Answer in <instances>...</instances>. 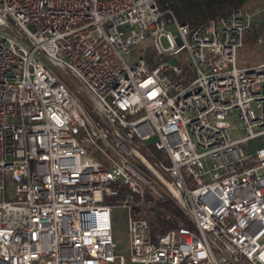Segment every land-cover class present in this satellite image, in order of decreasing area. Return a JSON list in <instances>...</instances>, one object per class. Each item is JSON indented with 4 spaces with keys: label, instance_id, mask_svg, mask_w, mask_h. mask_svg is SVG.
I'll use <instances>...</instances> for the list:
<instances>
[{
    "label": "built area",
    "instance_id": "1",
    "mask_svg": "<svg viewBox=\"0 0 264 264\" xmlns=\"http://www.w3.org/2000/svg\"><path fill=\"white\" fill-rule=\"evenodd\" d=\"M251 27L244 8L191 29L160 0H0V264H264Z\"/></svg>",
    "mask_w": 264,
    "mask_h": 264
},
{
    "label": "rangeland",
    "instance_id": "2",
    "mask_svg": "<svg viewBox=\"0 0 264 264\" xmlns=\"http://www.w3.org/2000/svg\"><path fill=\"white\" fill-rule=\"evenodd\" d=\"M241 8L248 10L252 15L251 30L237 54V59L240 63L239 66L243 67L264 61V2L262 0H249ZM251 38L254 39L253 43H251ZM162 43L164 46L166 45L164 40ZM148 54H151V52L149 51ZM251 152H253V149ZM165 206H169L175 210L177 208L176 204L172 202L165 203ZM126 223L125 213L122 210H114L113 234L116 245L120 251H124L127 246L128 237Z\"/></svg>",
    "mask_w": 264,
    "mask_h": 264
},
{
    "label": "trees",
    "instance_id": "3",
    "mask_svg": "<svg viewBox=\"0 0 264 264\" xmlns=\"http://www.w3.org/2000/svg\"><path fill=\"white\" fill-rule=\"evenodd\" d=\"M247 1L249 0H160V7L171 9L180 24H187L194 29L228 15L234 9L243 7ZM253 42L254 39L251 38V43Z\"/></svg>",
    "mask_w": 264,
    "mask_h": 264
}]
</instances>
